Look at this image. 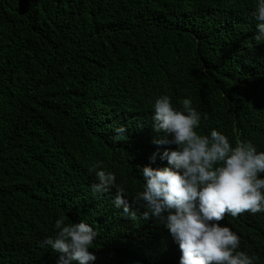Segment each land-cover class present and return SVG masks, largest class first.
<instances>
[{
  "label": "trees",
  "instance_id": "obj_1",
  "mask_svg": "<svg viewBox=\"0 0 264 264\" xmlns=\"http://www.w3.org/2000/svg\"><path fill=\"white\" fill-rule=\"evenodd\" d=\"M257 2L0 0V264H56L44 241L62 217L98 233L93 264H179L168 230L139 203L126 218L116 190L131 203L141 169L167 166L159 154L175 146L152 142L163 95L176 108L190 99L202 134L264 152ZM97 164L116 176L107 192L92 190ZM219 223L264 264V212Z\"/></svg>",
  "mask_w": 264,
  "mask_h": 264
},
{
  "label": "clouds",
  "instance_id": "obj_2",
  "mask_svg": "<svg viewBox=\"0 0 264 264\" xmlns=\"http://www.w3.org/2000/svg\"><path fill=\"white\" fill-rule=\"evenodd\" d=\"M256 41H264V0L256 6ZM173 106L169 96L156 99L153 108V143L174 145L159 154L167 166H144V185L134 201L116 190L113 201L122 214L135 220L133 203L145 209L143 220L154 219L163 225L181 252L179 264H254L256 259L240 251V238L222 226L226 214L232 217L249 212H264V152H258L251 141H237L235 146L221 132L213 129L202 134L201 114L190 99ZM123 138L126 128L115 130ZM157 153L150 158L155 162ZM100 168V170H97ZM97 179L91 187L98 193L111 190L116 176L99 164L93 169ZM56 233L44 244L58 253L56 264H93L97 257L89 249L98 233L87 223L55 221Z\"/></svg>",
  "mask_w": 264,
  "mask_h": 264
}]
</instances>
